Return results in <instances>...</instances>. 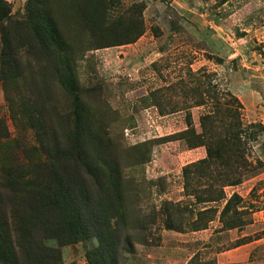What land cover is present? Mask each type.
I'll list each match as a JSON object with an SVG mask.
<instances>
[{
    "label": "rangeland",
    "instance_id": "rangeland-1",
    "mask_svg": "<svg viewBox=\"0 0 264 264\" xmlns=\"http://www.w3.org/2000/svg\"><path fill=\"white\" fill-rule=\"evenodd\" d=\"M1 1L16 20L41 9L60 41L42 45L38 60L21 56V76L0 79V136L19 149L76 134L113 164L98 205L118 209L129 244L120 264H264V250L257 251L264 242L228 254L264 238V131L249 129L264 128V0ZM33 93L50 100L42 122L22 114ZM211 94L240 105L243 131L257 133L242 138L248 160L261 166L209 202L203 174L190 169L186 180L183 170L205 157L204 147L186 141L199 133ZM196 101L204 105L193 107ZM228 222L236 227L225 228ZM32 243L38 252L18 255L21 264H94L98 245L91 237L59 247L43 231Z\"/></svg>",
    "mask_w": 264,
    "mask_h": 264
},
{
    "label": "trees",
    "instance_id": "trees-1",
    "mask_svg": "<svg viewBox=\"0 0 264 264\" xmlns=\"http://www.w3.org/2000/svg\"><path fill=\"white\" fill-rule=\"evenodd\" d=\"M1 2L0 21L6 28L1 40L0 79L11 80L23 73L19 63L21 56L38 60L43 54L42 45L54 46L60 40L41 9L16 20L1 10ZM227 96L232 99L231 95ZM207 97L210 111L200 117L199 133L190 132L191 139L186 141L188 147H204L205 157L184 168L183 174L187 180L190 169L202 173L207 180L204 191H208V201L212 202L224 198V187L238 184L244 175L261 166L258 161L257 166L251 165L245 147L248 142L242 138L255 140V135L264 128L254 124L249 129H256L257 133L244 132L238 103L234 108L230 100L221 98L222 102L212 94ZM49 104V99L33 93L31 99L20 105L27 122L37 123L44 121L41 119ZM201 105L204 104L196 101L193 107ZM13 107L11 104V112ZM82 137L79 139L75 134L68 142H54L49 148L18 149L0 136V264H21L18 255L30 257L37 253L32 243L35 231L49 232L59 247L94 237L98 242L94 264H120L129 244L122 239L117 224L118 209H103L98 205L113 164L101 161L94 149L88 150ZM11 147L17 153L7 154ZM36 153L47 159V165L41 166L39 160H34ZM114 170L121 173L122 167L114 164ZM235 199L237 196L233 194L222 215L230 211ZM238 214L235 209L231 217ZM231 224L224 226L236 227Z\"/></svg>",
    "mask_w": 264,
    "mask_h": 264
},
{
    "label": "crops",
    "instance_id": "crops-1",
    "mask_svg": "<svg viewBox=\"0 0 264 264\" xmlns=\"http://www.w3.org/2000/svg\"><path fill=\"white\" fill-rule=\"evenodd\" d=\"M259 214H261L262 212H258ZM252 224H250L249 226H251ZM264 242V238H260L258 240H254L250 243H247V244H244L242 246H239L237 248H234L233 250H231L228 254H231V255H235L237 253H240V254H244L246 252V254L252 250H255L258 246H262L261 244ZM264 250V246L257 249V251L260 253V252H263ZM235 252V253H233ZM255 252V251H254ZM256 253V252H255ZM264 255V254H263ZM257 259V258H256Z\"/></svg>",
    "mask_w": 264,
    "mask_h": 264
}]
</instances>
